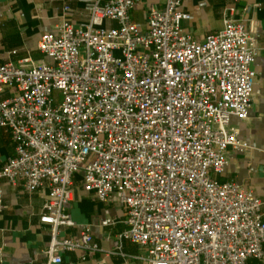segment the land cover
I'll list each match as a JSON object with an SVG mask.
<instances>
[{
  "label": "built area",
  "instance_id": "obj_1",
  "mask_svg": "<svg viewBox=\"0 0 264 264\" xmlns=\"http://www.w3.org/2000/svg\"><path fill=\"white\" fill-rule=\"evenodd\" d=\"M139 1L93 0L85 26L66 5L57 30L40 38L45 59L0 63V127L15 144L0 178L44 196L48 264L100 250L88 225L62 236L77 225V176L88 195L122 208L114 253L129 240L142 264L264 260L263 200L216 177L230 149L249 148L232 120L252 108L258 47L238 0L203 40L184 29L183 0L150 6L145 26L132 16Z\"/></svg>",
  "mask_w": 264,
  "mask_h": 264
},
{
  "label": "crops",
  "instance_id": "obj_2",
  "mask_svg": "<svg viewBox=\"0 0 264 264\" xmlns=\"http://www.w3.org/2000/svg\"><path fill=\"white\" fill-rule=\"evenodd\" d=\"M184 10L191 16L183 23L186 31L203 40L209 33L223 28V14L228 0H183ZM93 0H0V63L17 62L24 58L35 61L45 59L38 48L41 36L57 30L64 18V7L73 11L70 20L85 26L91 16ZM163 0H140L133 10V20L145 26L150 6L163 7ZM237 17L244 20L251 30L258 47L254 64L257 72L253 105L248 118H233L240 138L249 148L243 152L230 149L229 164L224 174L217 175L222 182L235 180L263 200L264 212V0H238ZM106 24L118 26L117 22ZM9 92H5L7 96ZM15 154V144L10 133L0 127V171ZM73 192L71 213L77 225L62 231V236L79 235L84 225L91 228L100 250L92 254L84 250L65 251L61 255L69 264H142L136 258L140 247L125 240L123 255L114 253V240L127 225L119 204L106 203L88 195L82 187L81 177ZM44 196L27 193L23 181L13 186L0 178V264H48L47 249L52 232L49 225L40 220ZM106 218L115 220L114 225L103 226ZM248 264H264V260L251 258Z\"/></svg>",
  "mask_w": 264,
  "mask_h": 264
}]
</instances>
